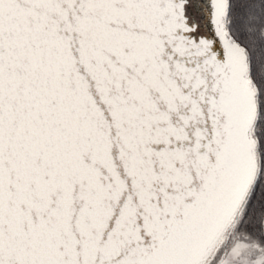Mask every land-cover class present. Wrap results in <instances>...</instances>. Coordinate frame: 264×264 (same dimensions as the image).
Listing matches in <instances>:
<instances>
[{
    "label": "snow or ice",
    "instance_id": "obj_1",
    "mask_svg": "<svg viewBox=\"0 0 264 264\" xmlns=\"http://www.w3.org/2000/svg\"><path fill=\"white\" fill-rule=\"evenodd\" d=\"M0 264H264V0H0Z\"/></svg>",
    "mask_w": 264,
    "mask_h": 264
}]
</instances>
